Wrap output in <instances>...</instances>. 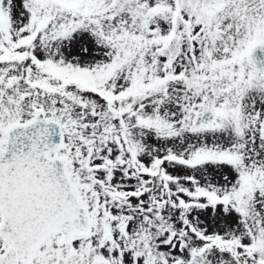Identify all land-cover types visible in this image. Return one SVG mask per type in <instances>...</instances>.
Listing matches in <instances>:
<instances>
[{
    "label": "snow or ice",
    "instance_id": "1",
    "mask_svg": "<svg viewBox=\"0 0 264 264\" xmlns=\"http://www.w3.org/2000/svg\"><path fill=\"white\" fill-rule=\"evenodd\" d=\"M0 264H264V0H0Z\"/></svg>",
    "mask_w": 264,
    "mask_h": 264
}]
</instances>
